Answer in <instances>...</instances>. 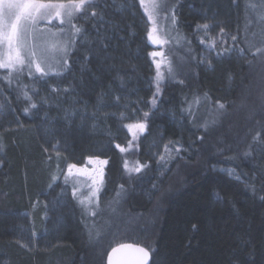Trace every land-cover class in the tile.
<instances>
[{"label": "trees", "instance_id": "obj_1", "mask_svg": "<svg viewBox=\"0 0 264 264\" xmlns=\"http://www.w3.org/2000/svg\"><path fill=\"white\" fill-rule=\"evenodd\" d=\"M174 1L177 32L186 37L189 54L184 68L162 85L148 129L158 126L163 138L179 141L185 152L162 174L150 158H139L145 167L123 185L121 206L134 216L159 219L119 243L147 249L149 264H264V64L258 60L264 0ZM90 2L97 12L90 19L99 28L98 18H104L105 36L94 40V27L82 23L80 29H93L92 35L86 45L79 44L81 31L75 36L66 65L56 69L60 81L72 82L89 105L109 88L117 92L118 84L151 98L152 48L141 6L134 1L131 14L102 6L108 0ZM203 23L233 26L243 57L201 67L191 32ZM45 78L53 81L51 74ZM36 79L27 68L11 74L0 69V97L6 100L0 111V264H106L118 243L102 249L94 240L91 217L71 197L62 170L100 164L103 192L112 181V194L123 177V155L109 138L42 118ZM56 144L65 154L61 160L50 148ZM218 166L232 168L240 180ZM44 213L51 232L41 238L38 218ZM22 230L40 234L31 251L21 242Z\"/></svg>", "mask_w": 264, "mask_h": 264}, {"label": "rangeland", "instance_id": "obj_2", "mask_svg": "<svg viewBox=\"0 0 264 264\" xmlns=\"http://www.w3.org/2000/svg\"><path fill=\"white\" fill-rule=\"evenodd\" d=\"M134 1L142 8L147 18L149 31L153 28V21L149 20L145 9L147 8L151 11L154 3L158 5V8L154 12L157 35H159L162 40L167 41L163 44H153L148 39L152 48L151 53H163V57H153L150 54L152 67L154 69V81L150 94L151 98H144L142 93L135 92L124 84H118V87H116L118 89L117 92L114 88H109L105 94L98 95L94 103L89 105L88 101L79 97L72 82L69 84L68 81H60L62 77L61 72L56 69L66 65L73 49L72 46L75 41V36L81 31L79 44L86 45L88 44L89 36L92 35L93 29L88 32H83L80 29L82 27L81 25H83L82 23L85 22L88 23L90 27H94V40H97L98 37L105 36L103 31L106 27L102 24V22L105 21L104 18L99 16V28H96L97 26L92 19H90L92 12H96V7L90 4L91 2L85 5L81 13L75 15L71 24L65 22L63 25H60L58 20H53L52 23L49 24L47 21L42 20L38 25V38L33 40L29 37V42L33 44L46 45L49 48H51L53 44L56 45V50L49 53L53 59L50 61L51 67L48 68V71H50L49 75H52L53 81H51V79H46L45 76L41 77L33 70L34 77L40 78L36 79L32 84L34 88V98L39 107L44 109V116H42V118L54 125L59 123V125H65L66 127L73 126L92 137L109 138L113 143L124 148H128L129 142H132V147L128 148V151L120 152L123 155V177L119 188L112 194V181H109V184L107 183L106 190L103 192L106 180H104V170L100 167V164L94 163L93 165L90 164L88 168H78L83 169V171L73 169L70 175L68 174V165L62 170L63 181L68 182L71 197L89 213L93 226V238L102 249L123 241L126 237H129L131 231L137 230V227L140 226L141 228L142 226V228H146L152 226L153 220L159 219L158 214L156 216L154 214V218L148 214L134 216L130 214L129 211L126 212V209H122L121 204L123 203L124 197L123 185H125V183L127 184L130 177L137 173L127 171L124 168V161L127 160L129 162V167H132L139 158H143L144 156L148 157L151 159L156 171L162 174L166 172L171 162L176 159H183V152H185V149L181 146L179 141L170 139L166 136L163 138L158 130V126H152L148 129L150 114L155 111V109L159 108L158 98L162 85L164 82L176 77V68H184V62L187 61L184 55L186 53L189 54V50L186 49V46H189V43L186 42V37L177 32L176 19L173 23V16L174 18L177 17V5L174 0H144L143 5L141 4V0H108L109 5L108 3H102V6L112 8L118 12L129 11L133 14L132 9L135 5ZM72 25L78 27L80 31L76 32ZM200 25H204V23ZM207 25V29L202 27L198 28V25H196L191 32V35L193 34V38L196 41L195 43H197L199 47L198 52L200 65H202L201 67L209 68L211 62L219 61L224 58L243 57L242 50L237 42L238 37L233 26H227L223 23ZM110 30L112 31V29ZM50 32H55L57 35L54 38L50 37ZM233 37H235V40ZM202 40L204 43H201ZM0 51H3V49H0ZM162 59L165 60L166 63H161L160 71L163 74V78L159 81V92L157 93L156 64ZM258 60L261 64L262 62L264 64V51ZM169 67L172 69L171 73L169 72ZM1 70L6 72L9 71L7 69ZM68 78L70 80L71 76H68ZM154 98L156 100L155 105L152 104ZM5 101L4 97H0L1 112L5 109ZM145 112L148 113L147 117L144 116ZM137 121L146 123L147 127L143 133H138L137 139L133 141L132 134L125 125ZM166 145L170 151H165ZM50 148L57 153L56 159L58 158L61 160L62 157L65 156V154H62L63 151L58 148L57 144L52 145ZM176 148L180 149L179 153L175 151ZM161 156L164 157V160H161ZM216 170L230 178L240 180L239 175L232 168L218 166ZM59 171L54 176V179L60 175L61 172ZM94 191L95 195H93ZM93 213H95V215H93ZM49 217L50 215L48 216V214L44 213L38 218V221L41 223V238H45L46 235L51 232L48 226L50 224L47 225ZM38 237H40V234H37L36 231L27 232L26 230H22L20 233L21 242L29 251L34 248L33 243Z\"/></svg>", "mask_w": 264, "mask_h": 264}, {"label": "snow or ice", "instance_id": "obj_3", "mask_svg": "<svg viewBox=\"0 0 264 264\" xmlns=\"http://www.w3.org/2000/svg\"><path fill=\"white\" fill-rule=\"evenodd\" d=\"M87 3H90V0H0V49H3V51H0V69H7L11 74L12 71H22L24 67H27L29 76H32L33 70L41 77L49 75L48 68L51 67L50 61L53 59L49 53L56 50V45L53 44L49 48L46 45L33 44L29 42V37L33 40L38 38V25L42 20L47 21L49 24L53 20H58L60 25L65 22L71 24L75 15L81 13ZM141 4H144V0H141ZM157 8L158 5L154 3L151 11L145 9L149 20L153 21V28L148 32V39L153 44H163L167 41L162 40L157 35L155 26L154 12ZM92 15L95 16L96 13L93 12ZM174 22L175 18L173 16ZM72 27L75 28L76 32L80 31L75 25H72ZM197 27L207 29L208 25H198ZM56 35L57 33L50 32V37L54 38ZM233 39L235 40V37ZM201 43H204V41L202 40ZM151 55L153 57H163L162 52H152ZM161 63H166V61L162 59L156 64L157 93L159 92V81L163 78L160 71ZM171 71L172 69L169 67V72L171 73ZM25 96H27V93H25ZM28 98L30 99V97ZM155 103L154 98L152 104L155 105ZM32 107L34 108L36 105L33 104ZM219 107L223 108L224 105L221 104ZM144 116L147 117L148 113L145 112ZM125 127L132 134V140L134 141L137 139L138 133L145 131L147 125L142 121H137L127 124ZM116 147L119 148L120 152H126L128 148L132 147V142H129L128 148L120 145H116ZM165 151H170L167 145ZM175 151L179 153L180 149L176 148ZM161 160H164L163 156H161ZM100 163L106 164L107 161H100ZM144 167L145 165L139 161H136L132 167H129L127 160L124 161V168L129 172H140ZM73 169L83 171V169H78L77 165L69 164V175ZM93 195H95V191ZM147 257L148 252L139 245L118 243L117 246L112 247L111 252L108 254V264H145Z\"/></svg>", "mask_w": 264, "mask_h": 264}, {"label": "water", "instance_id": "obj_4", "mask_svg": "<svg viewBox=\"0 0 264 264\" xmlns=\"http://www.w3.org/2000/svg\"><path fill=\"white\" fill-rule=\"evenodd\" d=\"M146 251H147V249H145ZM111 252V251H110ZM109 252V253H110ZM148 252V251H147ZM108 253V254H109ZM149 261H150V254H149V252H148V257H147V259H146V261H145V264H149ZM106 264H108V255H107V257H106Z\"/></svg>", "mask_w": 264, "mask_h": 264}, {"label": "bare ground", "instance_id": "obj_5", "mask_svg": "<svg viewBox=\"0 0 264 264\" xmlns=\"http://www.w3.org/2000/svg\"><path fill=\"white\" fill-rule=\"evenodd\" d=\"M151 138V137H150ZM153 144V143H152ZM161 145V144H160ZM154 150V149H153ZM153 152V151H152ZM176 159V158H175Z\"/></svg>", "mask_w": 264, "mask_h": 264}]
</instances>
